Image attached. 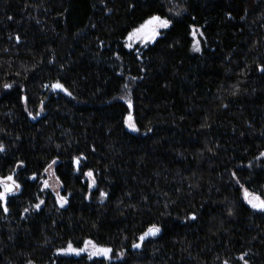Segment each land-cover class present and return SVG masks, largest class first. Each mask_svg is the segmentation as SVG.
Returning a JSON list of instances; mask_svg holds the SVG:
<instances>
[{"label":"trees","instance_id":"16d2710c","mask_svg":"<svg viewBox=\"0 0 264 264\" xmlns=\"http://www.w3.org/2000/svg\"><path fill=\"white\" fill-rule=\"evenodd\" d=\"M152 15L173 26L127 48ZM260 66L264 0H0V177L21 185L0 202V264H264L241 188L264 196ZM87 240L112 260L58 254Z\"/></svg>","mask_w":264,"mask_h":264},{"label":"snow or ice","instance_id":"6c2138e0","mask_svg":"<svg viewBox=\"0 0 264 264\" xmlns=\"http://www.w3.org/2000/svg\"><path fill=\"white\" fill-rule=\"evenodd\" d=\"M175 16L179 17L180 12H175ZM173 26V21L168 16H162V15H152L148 19H146L139 27L134 28L129 34H128V43L127 47L130 49L133 47V44H142L144 46H147L148 44H155L157 39L161 37L162 30H168ZM197 29L195 27L192 28L191 35L193 37V45L192 50L194 52H201V45L200 41L196 39L197 37ZM200 36H203V32L199 33ZM17 40H19V37H17ZM258 71L261 73H264V66H260L258 68ZM6 89H10L12 86L10 84H5L4 86ZM127 87V85H125ZM53 90H59L62 92H65L67 95L71 96V92L65 88V86L57 82L56 84L52 85ZM25 103H27V98L25 97ZM128 107H132L131 101H128ZM43 110V107L41 108ZM31 115V113H29ZM35 119V117H33ZM127 127L132 131L138 133L140 131V128L137 127L136 123L133 122V118L131 115L127 117L126 120ZM150 131V129H149ZM4 145L0 144V153L5 152ZM264 155V153H262ZM75 165L77 166V171H79V164H80V158L75 159ZM57 163L56 160H53L51 164L48 165V168L45 169L47 172L49 169L52 168L53 165ZM23 162H21L18 167H22ZM251 166V165H249ZM54 175V173H52ZM86 177L89 178L91 181V186L95 187L96 180L94 178L92 171H87L84 173ZM233 176H235V173H233ZM32 180L37 179L35 175L31 177ZM59 178L57 177V180ZM237 183H239V180H237ZM44 187L48 188L50 187L48 180L44 181ZM21 185L17 182V180L14 178L13 175H8L7 177H0V202L3 204V209L5 212H8L7 202L9 195H15L16 190L20 189ZM241 188L243 189L244 193V200L246 203L255 211L264 213V196L260 194H256L254 192H250L248 188H245L243 185H241ZM55 191V189H53ZM102 196L106 195L105 193H101ZM58 200L61 207H64V205L67 203V199L64 196H61L59 193H57ZM44 203V201H40V203L35 205V208L37 210L40 209V206ZM27 211V209H25ZM191 220H196V215H192L190 217ZM161 233V227L157 224H152L146 232H144L139 237V242L133 243L132 248L133 249H140L144 243V241L150 237L154 238L158 236ZM82 253H87L88 259H93L94 257L102 258L103 260L111 261L114 255L113 249L110 247H104L95 244L91 240H87L84 242L83 247H74L72 243H69L66 249L61 250L58 254H62L65 256L68 255H74V256H80ZM118 258H123V254H119ZM243 259V257H241ZM247 264V262H245Z\"/></svg>","mask_w":264,"mask_h":264},{"label":"rangeland","instance_id":"374dc122","mask_svg":"<svg viewBox=\"0 0 264 264\" xmlns=\"http://www.w3.org/2000/svg\"><path fill=\"white\" fill-rule=\"evenodd\" d=\"M162 31H163V30H162ZM127 38H128V37H127ZM196 39H198V40L200 41V37H199V33H198V32H197V37H196ZM127 43H128V39H126V46H127ZM137 45H139V46H144V45H142V44H133V47H132V48H134V47L137 46ZM148 45H151V43L148 44ZM148 45H147V46H148ZM127 48H129V47H127ZM132 48H131V49H132ZM129 49H130V48H129ZM52 173H54V165L52 166L51 169H49V170L46 172V177H45L44 181H45V180H48L50 187H48V188H46V189H49V190L55 195V197H56V199H57V201H58V203H59L57 193H59V194L62 196V194H61L62 187H61V184H60L59 180H57V177H56L55 173H54V175H52ZM44 181H43V185H44ZM53 189H55V191H53ZM18 191H19V189L16 190V193H17ZM59 204H60V203H59ZM83 246H84V245H83ZM83 246H82V247H83ZM60 255H62V254H60ZM68 256H73V257L87 256V253H82L80 256H74V255H68ZM87 257H88V256H87ZM94 258H97V257H94Z\"/></svg>","mask_w":264,"mask_h":264},{"label":"water","instance_id":"95a60500","mask_svg":"<svg viewBox=\"0 0 264 264\" xmlns=\"http://www.w3.org/2000/svg\"><path fill=\"white\" fill-rule=\"evenodd\" d=\"M57 91V90H56Z\"/></svg>","mask_w":264,"mask_h":264}]
</instances>
